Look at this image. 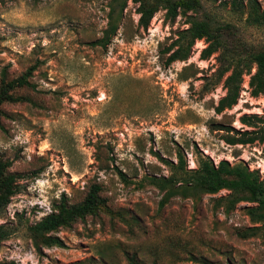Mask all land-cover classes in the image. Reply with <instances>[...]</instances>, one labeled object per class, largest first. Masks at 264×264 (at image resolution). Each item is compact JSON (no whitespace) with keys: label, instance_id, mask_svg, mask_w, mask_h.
I'll use <instances>...</instances> for the list:
<instances>
[{"label":"rangeland","instance_id":"1","mask_svg":"<svg viewBox=\"0 0 264 264\" xmlns=\"http://www.w3.org/2000/svg\"><path fill=\"white\" fill-rule=\"evenodd\" d=\"M199 1L198 13L174 20L160 6L143 29L133 0H0V85L29 67L35 84L15 88L0 107V161L15 176L0 212L10 230L0 262L264 264V235L247 234L249 203L226 214L216 204L229 193L221 190L161 206L164 192L153 182L185 176L179 156L186 170L208 157L244 163L264 178V143L224 140L254 129L241 116L264 115V93L250 94L249 75L237 104L216 113L225 93L218 53L201 59L199 40L187 60L163 64L162 50L188 18L204 14L230 24V49L264 46V29L246 25L232 0ZM92 186L99 187L95 212L49 233L65 247L38 250L31 227L61 201L82 204Z\"/></svg>","mask_w":264,"mask_h":264},{"label":"trees","instance_id":"2","mask_svg":"<svg viewBox=\"0 0 264 264\" xmlns=\"http://www.w3.org/2000/svg\"><path fill=\"white\" fill-rule=\"evenodd\" d=\"M139 2V27L146 29L158 7H163L166 18L174 20L179 13L186 15L192 11L198 13L201 8L199 0H133ZM125 7L122 4L121 9ZM231 9L239 10L244 15L245 24L251 27L264 29V0H250L246 4L232 0ZM110 10L108 14V30L115 33V24ZM186 28L180 30L176 38L162 50V54L169 55L164 60V65L169 66L176 61H185L192 54L195 43L203 40L206 45L200 50L201 59H207L214 53H218L220 63L219 76L224 77V95L215 106L216 113H222L226 109L237 104L242 90L243 76L249 75L250 94L254 97L264 93V46L258 50L240 51L237 47L230 49L224 36L225 30H229L230 24L218 19L213 14H204L203 17L188 18ZM108 37V36H107ZM108 42V40H106ZM252 69L254 70L252 72ZM33 67H29L20 76L9 81H2L0 85V107L3 103L13 100L11 92L18 87L35 88L29 77ZM242 123H252L254 129L243 131L238 135L226 134L224 140L231 145L264 143V115H243ZM181 156L178 158V168L184 171L185 176L154 178V184L164 192L161 206L170 198L181 195L183 197H197L199 194H216L221 190L229 193L225 197L216 200V204L224 205L223 209L228 214L238 203L246 202L250 205L246 213L254 223L248 229L247 234L252 236L261 232L264 235V178L258 169H250L246 164L237 162L231 164L222 159L216 164L208 157H200L197 167L192 170L184 168ZM7 162L0 161V212L10 201L15 192V176L6 173ZM98 186H92L85 201L82 204L70 205L61 201L54 210L39 220L31 231L38 250L45 247H65L58 236L49 235L63 226L70 225L78 218L94 213L98 206ZM10 230L0 225V243L7 239ZM0 264H17L15 261L0 262Z\"/></svg>","mask_w":264,"mask_h":264}]
</instances>
